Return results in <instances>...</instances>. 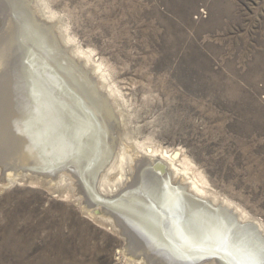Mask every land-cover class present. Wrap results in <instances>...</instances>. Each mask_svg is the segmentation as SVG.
Segmentation results:
<instances>
[{"label":"rangeland","instance_id":"obj_1","mask_svg":"<svg viewBox=\"0 0 264 264\" xmlns=\"http://www.w3.org/2000/svg\"><path fill=\"white\" fill-rule=\"evenodd\" d=\"M13 1L0 0V264H137L138 260L143 264H224L221 255L210 253L174 259L175 243L164 240L168 233H159V240L154 241L156 237L145 229V222L137 215L138 206L128 205V192L136 191L141 175L150 174L151 170L158 174L156 170L161 166L169 168L164 160L160 163L163 165L158 164L162 160L146 164V159L157 150L156 154L176 153V160L188 159L211 193L230 201L254 221L260 233L264 231V0ZM29 9L53 26L52 34L60 39L58 47L69 50L66 57H72L74 49L82 52L76 57V66L68 63L74 72L71 77L59 62L62 74L52 70L50 75L59 81L68 77L73 84L83 78L86 88L94 87L98 94L95 96H101L96 101L105 102H100L106 113L103 118L97 119L91 110L82 108L102 131L99 141L106 146L99 145L104 154L101 160L96 153L87 163L83 160L73 164L78 149L57 156L59 144L55 141L44 153L39 150L33 155L30 147L31 157L24 145L23 132L18 129L21 122L15 119V104L27 109L33 101L24 96L21 66L28 67L29 80L38 67L31 63V56L30 60L23 59L20 52L33 34H39L43 40L46 34L42 29L44 34L35 28L32 31L30 15L25 12ZM59 30L69 43L61 42ZM48 44L50 52L53 44L44 40L43 45ZM52 48L60 54L56 46ZM48 66V62L41 66V75ZM62 84L81 103L84 96L74 92L68 82ZM110 90L116 97L110 96ZM57 93L45 92L53 98ZM58 139L67 143L65 134ZM122 148L126 156L134 158L129 163L131 168L124 164L128 180L123 179L127 174L117 162ZM28 157L29 165L24 164ZM86 171H90L89 177H84ZM97 171V190L104 177L106 188L125 182L117 199L106 201L124 204L129 214L127 221L115 215L114 210L108 209L106 213L97 205L89 206L86 190L91 188L89 182H93L92 175ZM18 173L19 177L27 174L29 178L9 182L8 177ZM79 173L89 182H81ZM163 178L143 185L151 188L149 193L163 195L165 199L173 194L172 200L183 203L186 210L195 212L204 205L196 212L200 215L199 223L211 228L207 231L215 233L218 239L220 232H227L224 234L231 238L227 231L230 220L223 210H217L215 204H204L205 198H196L201 207L194 204L182 190L184 180ZM180 191L190 204L181 201L185 199ZM102 218L119 226L102 225ZM162 218L161 224L165 217ZM117 219L123 221L114 222ZM236 222L240 221H235V225ZM240 223L238 227L245 226ZM120 228L126 238L116 232Z\"/></svg>","mask_w":264,"mask_h":264},{"label":"bare ground","instance_id":"obj_2","mask_svg":"<svg viewBox=\"0 0 264 264\" xmlns=\"http://www.w3.org/2000/svg\"><path fill=\"white\" fill-rule=\"evenodd\" d=\"M7 1V0H6ZM13 1V0H12ZM14 2V1H13ZM16 2V1H15ZM14 2V3H15ZM7 3V2H6ZM20 3V1H19ZM17 2V4H19ZM23 3L22 5H24V2H21ZM10 4L12 5V2H10ZM26 4V3H25ZM20 5V6H22ZM15 6V5H14ZM13 7V6H12ZM10 7V8H12ZM18 6H16L15 8H17ZM14 8V10H15ZM28 8V7H27ZM31 8V7H30ZM18 9V8H17ZM16 9V10H17ZM21 9V8H19ZM24 9V8H23ZM26 9V8H25ZM5 11V10H4ZM23 11V10H22ZM28 11V10H27ZM26 12L27 15H30L29 16V19H30V23H32L33 27H32V31H33V28L36 29V31H41L44 30L46 32V34L44 35V40L47 39L48 42H51L53 45H50V52L48 50L49 48V44H48V47H45L43 44H44V40L39 36V34H37L38 36H31L32 40L28 41L26 43V46H22V51L20 52L21 54V58L23 57V59H26L27 60H30V56L32 58V62L31 63H35L36 66L35 67H38V69L35 71V72H32L33 73V76L32 78L29 80L26 78V75L28 73V67H26L24 64L21 66L23 70V75L21 76V80L24 81L25 83V86H26V89H25V92L24 93V96L26 97H29L30 100L33 101V104L30 105L29 108L25 109L24 106H21L20 103H17L15 104L16 107V111L18 112V114L16 113V120H20L19 122H21V126L18 128L19 131L23 132V135H24V138L22 137L23 141L25 142L24 145H26V148L29 149L30 151V154H31V150H30V147L31 149H33V155L38 152L39 150L44 153V151H47V149H50L51 148V145H55V142L58 143L59 145H57V150H56V154L57 156H65L67 155L68 153H71L72 151H76L78 149V155L77 157H75V159H72L74 160L75 162L73 164H76V163H82L83 160L86 161V163L88 162L87 159L91 158L92 155L96 154L97 155L99 154V159L101 160L102 158L100 156H103V152L101 151L102 149H100L99 147L104 144L103 142H101L100 144V134L101 132H99V129L97 127V124H95L94 122H92V118L85 114L83 109L86 108L87 110L89 109V111L91 110L93 112V114H95L96 118L98 119V117L100 118H103L104 115H106V113H104L103 109H102V106L104 105L103 102L99 101L100 97L97 98V96L95 95H98L97 94V91L92 88H86V86L84 85V82H82V79L79 83V80H77L76 82L78 83H75L73 84V82H69V78L68 77H64V79L62 78L60 81L56 78V77H53L51 76V71L52 70H55L56 72L58 71V73L62 74V71H60V69L58 68V62H59V65L60 67H64V71L66 72V74L68 76L71 77V75H73V70L70 69V65L68 64L69 62L73 65H75V62H78L77 61V56L82 53L78 50H73L72 51V57H66L65 54H67L69 51L68 49H62V46H61V49L60 47H58V43L60 44L59 40L56 39V35L54 37V35L52 34V30L50 28H53L52 25H49L47 22L44 21V19H42L41 17L37 16L34 14L33 11H31V9H29V13ZM3 12V11H2ZM14 12V11H13ZM19 12V10H18ZM19 13H22V12H19ZM42 13V11H41ZM17 14V11L15 13V15ZM24 16V15H22ZM44 17V15H42ZM17 17H19L17 15ZM21 17V16H20ZM28 18L27 16L25 17V19ZM45 18V17H44ZM48 19H52V16H47ZM23 20V19H22ZM34 20V21H33ZM23 22V21H22ZM29 24V23H28ZM42 24V25H40ZM1 25V24H0ZM14 25V24H13ZM10 26V25H9ZM25 26V25H24ZM29 26V25H28ZM31 26V25H30ZM4 27V26H3ZM47 27H49L48 29H46ZM12 28V27H11ZM14 28V26H13ZM16 30V29H15ZM12 31V30H11ZM17 31V30H16ZM28 32V31H27ZM25 31V33H27ZM60 32V37H61V42H65L66 44L69 43V40H67L64 35L62 34V32L59 30ZM22 33V32H21ZM42 34H44V32ZM10 34L12 35L13 34V31L12 33L10 32ZM57 34V33H56ZM9 35V34H8ZM31 35V33H30ZM59 38V37H58ZM7 41V40H6ZM46 43V42H45ZM64 43V44H65ZM2 44V43H1ZM63 44V45H64ZM4 46V45H2ZM10 46V45H9ZM47 46V45H46ZM56 46V49H58V52L60 53L59 55H61L62 57H60L59 55H57L53 48ZM66 48V47H65ZM7 49V48H6ZM52 49V50H51ZM71 50V49H70ZM7 51V50H6ZM43 52L44 55H46V57L41 54ZM2 57V56H1ZM5 57V56H4ZM17 57V56H16ZM19 57V55H18ZM6 58V57H5ZM18 59V58H17ZM80 60V59H79ZM89 61V60H88ZM18 62V61H17ZM16 62V63H17ZM20 62V61H19ZM48 62V70L44 73V75H41L40 72L42 71V67L43 65H45L46 63ZM80 63V62H79ZM88 63V62H86ZM2 65V63H1ZM47 66V65H46ZM45 66V68H46ZM76 66V65H75ZM3 69V68H2ZM18 71V70H17ZM42 74H43V71H42ZM55 76V75H54ZM102 77V76H101ZM72 80V79H71ZM85 80V79H84ZM67 83L69 85H71V87L73 88V91H77L79 93V95L81 94L82 96H84L82 99H81V103L79 99L77 98H74V95H70L69 92H67L65 90V88L63 87L64 85L62 83ZM86 84V83H85ZM103 88V86H102ZM86 89V90H85ZM49 90H53V92H58V96H56V98H53L51 95L49 96V94H45V92L49 91ZM85 91L87 94L83 95L82 91ZM80 91V92H79ZM93 94H92V93ZM100 93V91H98ZM77 94V93H76ZM106 94V93H105ZM110 96L112 95L113 96V93L109 92ZM78 95V94H77ZM80 95V96H81ZM115 96V95H114ZM113 96V97H114ZM116 97V96H115ZM20 98V97H19ZM96 99H99L96 101ZM106 99V98H105ZM102 100V99H101ZM99 101V103H98ZM100 102L103 103V105H100ZM12 103V102H11ZM86 103V104H84ZM107 104V103H106ZM85 105V106H84ZM109 107V106H108ZM5 108V107H4ZM83 108V109H82ZM106 108V106H105ZM110 108V107H109ZM15 110V109H14ZM3 111V110H2ZM107 111V110H106ZM104 114V115H103ZM6 120V119H5ZM95 120V119H94ZM93 120V121H94ZM100 120V119H99ZM108 120V119H107ZM104 122V121H103ZM124 122V121H123ZM13 123V122H12ZM109 123V122H108ZM107 123V124H108ZM12 132V131H11ZM66 135V140H67V143H65V139L63 142L60 143V140L58 139V136H62V135ZM105 134V133H104ZM102 135V134H101ZM103 136V135H102ZM101 136V137H102ZM106 137V136H104ZM51 141V143H50ZM55 141V142H53ZM106 142V141H105ZM100 145V146H99ZM105 145V144H104ZM112 145V144H111ZM106 146V145H105ZM126 146V145H125ZM123 147V146H122ZM109 149V148H108ZM123 149V148H122ZM107 150V149H106ZM110 151V150H108ZM158 152L157 151H154L152 154H151V157L146 159L148 160L149 162L146 161V164L147 163H150V164H154L155 162H158L160 160H162L161 162H159L158 164L159 165H163V164H160V163H163V160H164V163L169 166V168H165V166H161L160 169H157L156 171L158 172V174L161 175H158L157 173H154L155 171H149L150 174H148L146 172V175H141L142 177L138 180L137 184L138 187L136 188V191H130L125 194L128 195L129 198H127L126 201H128V205L129 203H132L131 205L133 204H136L138 206L139 209L136 210L137 212V215H139L141 218H142V221L145 222V229L148 230V232L153 236V237H156V240L154 241H157L159 240L158 237H159V233H163L166 234V232L170 235L171 238H174L176 239L175 236V232H176V227L177 225L183 220V219H186V220H189L191 222H193L194 224L200 226L201 228L204 227V225H201L199 222V217L200 215H198L196 212L197 211H201L204 207V205H202V203L200 204L199 202H197L196 198H199V199H202L204 200V198L206 199V201H203L204 204H208L210 203V205H214L219 208L217 210H223L221 212H223V214H227L230 220V224H231V221L234 220L235 221H240L242 224L245 223L244 225L246 226V228H240L237 226L238 223L240 222H236V227H233L231 226L230 224H228L229 228H231V231L229 232V234L231 235V238H228V242H229V245L231 246H235L232 248L233 251H236L237 249L240 250V252H242L243 248L248 244L249 242V237L247 235V231H253L255 232V230H257L255 232V234H257V237L260 238V236L262 235V237H264V231L262 230V232L260 233L259 231L261 230H258L256 228V225L254 224V221H252L251 219H249V217L246 216V214L242 211H240V209H238L237 207L235 206H232L233 204L226 200V199H221L220 197L214 195L213 193H211L209 190V187L207 185V182L204 180V178H202V175L199 174V173H196L194 172V169L192 167V164H190V162L188 161V159H181L179 160H176V158L178 157L176 153L174 154H168V152H159L158 154H156ZM46 153V152H45ZM76 153V152H75ZM112 153V152H111ZM28 154V153H27ZM31 154V157H33ZM55 154V153H54ZM77 154V153H76ZM53 155V154H52ZM52 155H50L52 157ZM111 155V154H110ZM126 152H125V149H123L121 152H120V160L117 161L121 166H123V169H124V164L126 163H130L131 161H134V158L132 156H126ZM135 155V154H134ZM56 156V158H57ZM147 156V155H146ZM149 156V155H148ZM72 157V155H71ZM182 157V156H181ZM186 157V156H185ZM18 158V157H17ZM22 158V157H21ZM64 158V157H63ZM106 158V157H105ZM119 158V157H118ZM136 158V157H135ZM27 159H28V162H29V157L26 158V160H24L25 162H27ZM53 159H55V156L53 157ZM61 159V158H60ZM98 159V160H99ZM137 159V158H136ZM15 160V159H14ZM19 160V159H18ZM16 160V161H18ZM56 160H59V157L56 159ZM106 160V159H105ZM104 160V161H105ZM118 160V159H117ZM64 161V160H63ZM125 163H124V162ZM166 161V162H165ZM27 163H24V164H28ZM92 162V161H91ZM123 162V163H122ZM137 162V161H136ZM20 161L18 162V165ZM95 163V162H94ZM144 163V162H143ZM14 164V163H13ZM16 164V162H15ZM90 164V163H89ZM123 164V165H122ZM8 165V164H7ZM11 165V163H10ZM17 165V166H18ZM29 165V164H28ZM84 165V164H82ZM81 165V166H82ZM91 165V164H90ZM97 165V164H96ZM127 165V164H126ZM125 165V166H126ZM134 165V164H133ZM145 165V164H143ZM142 165V167H143ZM70 166H73L70 164ZM80 166V167H81ZM119 166V165H117ZM130 166V164L128 165V167ZM138 167L140 166L139 164L137 165ZM15 167V166H13ZM113 166H111L112 168ZM127 167V166H126ZM137 167V168H138ZM8 168V167H7ZM10 168V166H9ZM82 168V167H81ZM86 168V167H85ZM114 168V167H113ZM119 168V167H117ZM117 168H114V169H117ZM131 168V167H129ZM133 168V167H132ZM136 168V169H137ZM141 168V167H140ZM144 168V167H143ZM65 169V167H64ZM74 169V168H73ZM76 169H77V166H76ZM75 169V170H76ZM91 169V167H90ZM113 169V170H114ZM121 169V168H120ZM139 169V168H138ZM137 169V171H138ZM80 170V169H79ZM89 170V169H88ZM140 170V169H139ZM78 171V170H76ZM133 171V170H132ZM136 171V170H135ZM90 172V171H88ZM123 172V171H122ZM124 172L127 174V172L125 171L124 169ZM93 174V172H91ZM97 173V172H95ZM93 174L92 176H96L97 174ZM129 173V171H128ZM144 173V172H143ZM80 176H79V180L82 182L83 179L84 181L83 182H86L85 181V178L82 177V173H79ZM131 174V173H129ZM141 174V173H140ZM158 176H157V175ZM21 175V174H20ZM75 175V173H74ZM105 175V174H104ZM133 175V174H131ZM156 175V176H155ZM164 175V176H163ZM10 176V175H8ZM100 176V175H99ZM102 176V175H101ZM144 176V177H143ZM167 177V179L173 181V180H177V181H183L182 184H183V191H186L188 193V197L189 199H192V201L194 202V204L197 202L199 203V206L202 205V209L201 210H197L195 212L194 209L193 211L192 210H186L183 206V203H180V201H176L177 199L175 200H172L173 198H171L173 196V192L171 191V194L172 196L168 199H165V197L163 198V193L161 194L162 196H157L156 194H151L152 193V190H150L148 188V182H152V184H154V180L156 179H160L162 178V180L164 179L163 177ZM81 177H82V180H81ZM159 177V178H158ZM9 179V182H13L15 180H27L29 178V175L27 174H23L22 176L19 177V173L18 174H15L14 177L10 178L8 177ZM76 178V177H74ZM107 179V177H106ZM121 179V178H120ZM125 180H128L129 179V175L127 174L126 175V178H123ZM135 179V178H134ZM66 180V179H65ZM98 180V179H97ZM105 180V177L103 178L102 181H100L98 184V187H99V194L102 196V200H104V203L101 204V205H98V204H95L97 205L98 207H101L104 209V211H110V210H114V213L115 215L117 214L118 217L120 219H123L124 221H127V214L128 212L126 211L127 208H125L126 206H124V204H116V203H111L109 201H106V199H112L113 197H116L117 199V195L119 193H121L122 188H120L122 185H124L125 182H122L123 184L122 185H119V184H115V185H110L109 188H106V183L104 181ZM165 180V179H164ZM79 181V182H80ZM94 181V180H92ZM168 181V180H167ZM8 182V181H7ZM89 181H87L86 183H88ZM118 182V181H117ZM161 182V181H160ZM159 182V183H160ZM86 183H84L86 185ZM143 183H147L146 185H143ZM156 183V182H155ZM8 184V183H7ZM108 184V183H107ZM166 184V182H165ZM163 184V185H165ZM80 185V184H78ZM89 185H90V189L89 187H87V190H86V193H87V197L89 199V201H94L95 199V196H94V189H93V184L92 182L90 183L89 182ZM87 185V186H89ZM126 185V184H125ZM162 185V184H161ZM169 185V184H168ZM174 185V184H173ZM82 188L83 187V184L80 185ZM104 188H103V187ZM108 186V185H107ZM150 186V185H149ZM80 187V188H81ZM125 187V186H124ZM157 187V185H156ZM160 187V185H159ZM166 187V185H165ZM169 187V186H168ZM130 188V187H129ZM154 188V187H153ZM157 189V188H156ZM174 189V188H173ZM177 189V188H176ZM93 190V191H92ZM120 190V191H119ZM161 190V189H160ZM164 190V189H163ZM92 191V192H91ZM143 192H145L146 195H149V196H146L148 197V199L146 197H144L143 195ZM151 192V193H149ZM161 192V191H160ZM163 192V191H162ZM170 193V190L167 191V193ZM182 191H180V194ZM157 193V192H155ZM177 194V192H174ZM75 194V193H74ZM170 194V195H171ZM187 195V194H186ZM185 195V196H186ZM123 196V195H122ZM121 196V197H122ZM126 196V195H125ZM123 196V197H125ZM184 195L182 194V197ZM179 197V196H178ZM187 197V196H186ZM188 197L187 198H184L185 200H181L182 202L184 201L185 203H191L190 200H188ZM120 198V197H119ZM115 199V198H113ZM147 199V200H146ZM181 199V198H180ZM179 199V200H180ZM198 199V200H199ZM124 199L120 200V201H123ZM138 200H141L142 204L139 203ZM87 201V200H86ZM124 202V201H123ZM134 202V203H133ZM125 203V202H124ZM184 203V204H185ZM196 203V204H197ZM234 203V202H233ZM105 204V205H104ZM126 204V203H125ZM232 204V205H231ZM183 205V206H182ZM87 206V205H86ZM90 206H93V207H96L94 205H90ZM122 206H124V210H122ZM197 206V205H196ZM195 206V207H196ZM120 207V208H119ZM201 207V206H200ZM207 207V206H206ZM106 208V209H105ZM132 208V207H131ZM184 208V209H183ZM191 208V207H190ZM193 208V207H192ZM110 209V210H108ZM126 209V210H125ZM129 209V208H128ZM134 209V208H133ZM95 210V209H94ZM93 210V211H94ZM96 210H98V208H96ZM101 210V209H100ZM211 210V209H210ZM106 211V213H107ZM129 211V210H128ZM132 211V210H131ZM134 211V210H133ZM218 211V212H220ZM96 212V211H95ZM204 212V211H203ZM202 212V213H203ZM207 212V208H206V211L205 213ZM209 212V211H208ZM213 212V211H212ZM217 212V214H218ZM92 213V212H91ZM104 213V212H103ZM105 213V214H106ZM111 213V212H110ZM109 213V214H110ZM131 213V212H130ZM112 214V213H111ZM204 214V213H203ZM129 215V214H128ZM132 215V214H131ZM134 215V214H133ZM210 215V212L209 214ZM222 215V214H221ZM97 216V215H95ZM94 216V217H95ZM136 216V215H135ZM138 216V218H139ZM213 216V215H212ZM219 216V215H218ZM162 217H165L164 219V222L163 224H161L162 222L160 221V219L163 220ZM216 217V216H215ZM133 218V217H131ZM205 219V218H204ZM209 220V218H207ZM226 219V217H225ZM239 219V220H238ZM122 220V221H123ZM202 220V219H201ZM218 220V219H216ZM112 221V220H111ZM109 219H104L102 218L99 222L102 224V225H109V226H112L114 225L113 222H111ZM121 220L117 219L115 220L114 222L116 223H119ZM121 221V222H122ZM159 221L161 223H159ZM226 223V222H225ZM240 223V224H241ZM131 224V222L129 223V225ZM212 224V223H211ZM239 224V225H240ZM115 226V225H114ZM119 224H116L115 227H118ZM203 226V227H202ZM210 226V225H209ZM208 226V227H209ZM225 226V225H224ZM231 226V227H230ZM114 227V228H115ZM131 227V226H130ZM135 227V226H133ZM223 228V227H222ZM228 228V227H227ZM228 228V229H229ZM129 229V228H128ZM131 229V228H130ZM136 229H139V228H136ZM211 228H206L204 227V232L207 234V236L209 237L210 240H214V238L216 237L215 236V233H211V231H207ZM247 229V230H246ZM120 231H118L116 229V232H121V234L124 236V231L123 229L121 230V228L119 229ZM132 230V229H131ZM134 230V229H133ZM133 230L131 232H133ZM215 231V230H214ZM213 231V232H214ZM136 232V230H135ZM138 233V232H137ZM224 233H227V232H224ZM163 234V235H164ZM215 237H213V235ZM218 234V233H217ZM261 234V235H259ZM167 236V235H166ZM125 237V236H124ZM261 237V238H262ZM126 238V237H125ZM217 238V237H216ZM215 238V239H216ZM260 238V239H261ZM218 239V238H217ZM129 244H131L130 241H128L127 239H125ZM173 243V242H171ZM175 243V242H174ZM157 244V243H156ZM167 245H170V244H167ZM138 246V245H137ZM175 246V244H174ZM172 252V251H171ZM143 253V252H142ZM163 253V252H162ZM204 253L206 254H209L211 255L212 253L209 252V251H205ZM240 254V253H238ZM139 255V254H138ZM205 255V254H204ZM213 255V254H212ZM140 256V255H139ZM197 256V255H195ZM200 256V255H199ZM220 256V255H219ZM222 258V254L220 256ZM194 258V257H193ZM201 258V257H199ZM198 258V259H199ZM175 259V258H174ZM222 260V259H221ZM147 261V260H146ZM212 261V260H211ZM204 262V261H203ZM137 264H143L144 261H137L136 262ZM224 263V262H223ZM150 264V263H149ZM204 264V263H203Z\"/></svg>","mask_w":264,"mask_h":264},{"label":"snow or ice","instance_id":"obj_3","mask_svg":"<svg viewBox=\"0 0 264 264\" xmlns=\"http://www.w3.org/2000/svg\"><path fill=\"white\" fill-rule=\"evenodd\" d=\"M231 224L236 227L234 220L231 221ZM240 227L246 228V226ZM227 231L230 232L231 228ZM217 232H219L218 229ZM175 234L177 254L174 258L177 260H184L192 254L209 251L214 255L222 254L224 264H264V240L258 238L254 230L247 231L249 243L242 252L239 249L232 250L235 246L229 245L227 235L223 232L219 233L218 240H210L203 228L186 219L177 225Z\"/></svg>","mask_w":264,"mask_h":264},{"label":"water","instance_id":"obj_4","mask_svg":"<svg viewBox=\"0 0 264 264\" xmlns=\"http://www.w3.org/2000/svg\"><path fill=\"white\" fill-rule=\"evenodd\" d=\"M84 173V177H89V173H88V171H86V172H83ZM97 173H98V171H97ZM55 174V173H54ZM96 174V173H95ZM99 176V175H98ZM98 176L96 175L95 176V178H92V180H94L93 182H92V184H93V189L95 190L94 191V196H95V199H94V201H91V202H89L88 204H89V206H90V204H92V205H95V204H98V205H101V204H103L104 203V201L101 199L102 198V196L99 194V192H98V190H97V188L95 187V186H97L96 184H97V179H98ZM176 233V232H175ZM176 235V234H175ZM167 237V238H166ZM164 240L167 242V241H171V242H175L176 241V239H174V238H171L170 237V235L169 234H167V236H165L164 237Z\"/></svg>","mask_w":264,"mask_h":264}]
</instances>
